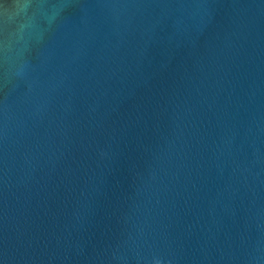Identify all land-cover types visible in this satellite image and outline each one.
<instances>
[{"label":"water","instance_id":"obj_1","mask_svg":"<svg viewBox=\"0 0 264 264\" xmlns=\"http://www.w3.org/2000/svg\"><path fill=\"white\" fill-rule=\"evenodd\" d=\"M0 264H264V0H0Z\"/></svg>","mask_w":264,"mask_h":264}]
</instances>
